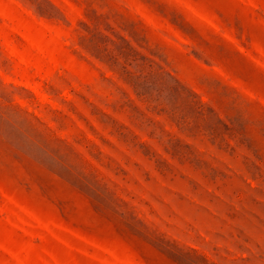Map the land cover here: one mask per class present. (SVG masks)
<instances>
[{"label": "rangeland", "instance_id": "rangeland-1", "mask_svg": "<svg viewBox=\"0 0 264 264\" xmlns=\"http://www.w3.org/2000/svg\"><path fill=\"white\" fill-rule=\"evenodd\" d=\"M0 112V264H264V0H0Z\"/></svg>", "mask_w": 264, "mask_h": 264}, {"label": "trees", "instance_id": "trees-1", "mask_svg": "<svg viewBox=\"0 0 264 264\" xmlns=\"http://www.w3.org/2000/svg\"><path fill=\"white\" fill-rule=\"evenodd\" d=\"M0 118L2 120V124L0 125V155L6 156L8 158L13 157V151L11 150V146H13V142L10 140L9 136L5 134L4 124L5 120H7L6 124L10 126H15L11 123L10 118L5 117L4 113L0 112ZM13 124V125H12ZM1 185L4 186L2 182ZM197 251L190 248L189 253L187 254H180L179 252H175L173 250L170 251L172 260L174 264H199L197 260L194 258V254Z\"/></svg>", "mask_w": 264, "mask_h": 264}]
</instances>
